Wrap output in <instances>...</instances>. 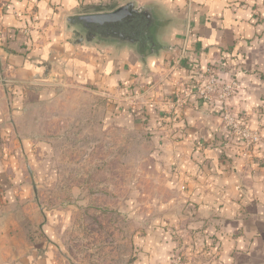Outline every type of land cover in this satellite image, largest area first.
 Returning a JSON list of instances; mask_svg holds the SVG:
<instances>
[{"label": "crops", "instance_id": "crops-1", "mask_svg": "<svg viewBox=\"0 0 264 264\" xmlns=\"http://www.w3.org/2000/svg\"><path fill=\"white\" fill-rule=\"evenodd\" d=\"M128 1L0 0V264H74L29 243L43 214L20 170L32 136H45L43 107L74 97L71 88L111 99L119 125L128 113L130 128L149 133L151 228L136 239L146 244L134 264H170L175 238L191 245L192 264H264V0H135L157 12V53L74 41L68 17ZM214 63L241 81L226 104L260 132L252 152L229 134L220 105L193 93Z\"/></svg>", "mask_w": 264, "mask_h": 264}, {"label": "rangeland", "instance_id": "rangeland-1", "mask_svg": "<svg viewBox=\"0 0 264 264\" xmlns=\"http://www.w3.org/2000/svg\"><path fill=\"white\" fill-rule=\"evenodd\" d=\"M71 89L74 97L63 94L43 107L45 136H32L38 143L20 163L26 173L22 184L32 189L35 180L32 201L43 214L36 239L29 236V243L61 251L74 264H134L146 244L136 239L151 228L156 178L149 133L139 122L130 128L128 113L119 125L111 99ZM28 164L35 178L28 175ZM175 239L169 246L170 264H192L191 245Z\"/></svg>", "mask_w": 264, "mask_h": 264}, {"label": "water", "instance_id": "water-1", "mask_svg": "<svg viewBox=\"0 0 264 264\" xmlns=\"http://www.w3.org/2000/svg\"><path fill=\"white\" fill-rule=\"evenodd\" d=\"M159 17L151 5L138 6L130 0L110 12L70 16L66 22L73 28V39L106 45L136 47L142 53H157Z\"/></svg>", "mask_w": 264, "mask_h": 264}, {"label": "built area", "instance_id": "built-area-1", "mask_svg": "<svg viewBox=\"0 0 264 264\" xmlns=\"http://www.w3.org/2000/svg\"><path fill=\"white\" fill-rule=\"evenodd\" d=\"M240 88L236 79H225L217 63H214L207 68L205 71V78L200 84L193 88V93L195 91L201 99L210 106L220 105L223 122L229 134L238 136L245 153H248L252 147L262 140L261 134L258 131H253L246 127L235 117L226 104L227 99L234 96ZM176 101L182 102L179 97ZM174 118L175 115L169 121L172 122Z\"/></svg>", "mask_w": 264, "mask_h": 264}]
</instances>
